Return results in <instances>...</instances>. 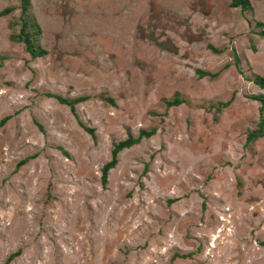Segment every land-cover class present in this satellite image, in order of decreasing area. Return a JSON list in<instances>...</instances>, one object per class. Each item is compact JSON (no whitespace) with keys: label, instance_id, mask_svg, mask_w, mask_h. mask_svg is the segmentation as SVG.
<instances>
[{"label":"rangeland","instance_id":"rangeland-1","mask_svg":"<svg viewBox=\"0 0 264 264\" xmlns=\"http://www.w3.org/2000/svg\"><path fill=\"white\" fill-rule=\"evenodd\" d=\"M231 2L30 0L35 59L0 0V264H264V0Z\"/></svg>","mask_w":264,"mask_h":264},{"label":"trees","instance_id":"trees-1","mask_svg":"<svg viewBox=\"0 0 264 264\" xmlns=\"http://www.w3.org/2000/svg\"><path fill=\"white\" fill-rule=\"evenodd\" d=\"M21 8H22V16L21 18V30L20 34L17 36H13V39L18 43H23L26 47V51L32 56V58L43 57L47 53L44 51L40 46H38V37L41 33L40 28L37 24L29 18V10H30V0H20ZM232 8H240L243 12L249 11L252 9L251 0H232L231 2ZM11 12V9L5 10L2 15H6ZM202 77H214V75L209 74L207 72H200ZM255 84L259 85L264 89V78L257 77L253 80ZM51 97H55L61 104L67 105L71 108V110L76 113V104L80 103L81 101L85 100L86 98H78L75 100H68L63 97L53 96L49 94ZM255 99L261 103V114L263 115L262 119L260 120L258 127L251 131L247 138L246 146H250L252 143L256 142L257 140L264 138V96L259 95L255 96ZM183 103L177 94L174 100L167 101V108H171L173 106H179ZM225 106H229V103H226ZM9 117L5 118L2 123H5ZM84 128L85 126L81 124ZM86 129V128H85ZM90 134L94 133L93 129H86ZM154 132H145L142 131L139 134L138 138H134L132 135H128L126 140L120 141L119 143L114 144V148L112 150V159L110 162L106 163L102 168V183L105 186L108 181V176L111 170H113L118 163V156L119 153L126 149H130L135 145H138L143 138H150ZM11 258V257H10ZM14 258V256H12ZM12 258L10 260H12Z\"/></svg>","mask_w":264,"mask_h":264}]
</instances>
